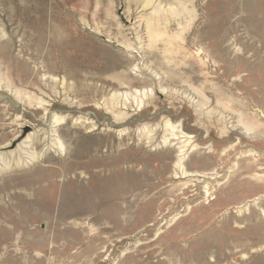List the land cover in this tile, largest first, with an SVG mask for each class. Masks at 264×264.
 Listing matches in <instances>:
<instances>
[{
	"label": "rangeland",
	"instance_id": "obj_1",
	"mask_svg": "<svg viewBox=\"0 0 264 264\" xmlns=\"http://www.w3.org/2000/svg\"><path fill=\"white\" fill-rule=\"evenodd\" d=\"M145 1L0 0V264H264V0Z\"/></svg>",
	"mask_w": 264,
	"mask_h": 264
},
{
	"label": "bare ground",
	"instance_id": "obj_2",
	"mask_svg": "<svg viewBox=\"0 0 264 264\" xmlns=\"http://www.w3.org/2000/svg\"><path fill=\"white\" fill-rule=\"evenodd\" d=\"M137 1H143V2H145L142 6H140L141 8H144L145 6H146V1L145 0H137ZM159 2H161V1H163V0H158ZM152 2H153V0H148L147 1V3H148V5L149 6H153V4H152ZM159 6V8L161 9V6L160 5H158ZM143 12L144 11H146V8H144L143 10H142ZM168 11H169V13H170V11H172V9H168ZM174 16L175 15H173V18H174ZM167 15H163L162 13H161V11L159 10V9H155L151 14H149V19H153L154 21H156V22H165V23H167V21H168V19H167ZM141 18V17H140ZM172 23H175V19H174V22H172ZM146 25V24H145ZM145 31H146V29H145ZM57 143H58V145L56 144V143H54V145H53V147L54 148H56V150H58V151H62V149H63V146H62V144H61V142L59 141V140H57ZM165 144L167 143V140L164 142ZM183 147V146H182ZM181 147V148H182ZM178 154H179V157H182L183 156V154H182V149H180L179 148V152H178ZM29 157V156H28ZM182 161H181V158H179L178 160H177V163H176V167H177V169H179V168H181V170H182ZM179 167V168H178ZM181 172V171H180ZM185 175V174H184Z\"/></svg>",
	"mask_w": 264,
	"mask_h": 264
},
{
	"label": "water",
	"instance_id": "obj_3",
	"mask_svg": "<svg viewBox=\"0 0 264 264\" xmlns=\"http://www.w3.org/2000/svg\"><path fill=\"white\" fill-rule=\"evenodd\" d=\"M253 111L256 112L258 116L264 121V113L261 110L256 108Z\"/></svg>",
	"mask_w": 264,
	"mask_h": 264
}]
</instances>
